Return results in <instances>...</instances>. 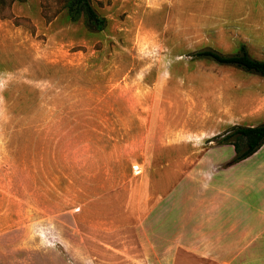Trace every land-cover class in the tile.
Instances as JSON below:
<instances>
[{"label": "rangeland", "instance_id": "1", "mask_svg": "<svg viewBox=\"0 0 264 264\" xmlns=\"http://www.w3.org/2000/svg\"><path fill=\"white\" fill-rule=\"evenodd\" d=\"M90 1L101 31L71 21L66 0H0V216L40 231L27 240L47 252L19 264H220L225 248L178 249L177 215L231 163L236 136H223L264 123L246 120L264 107V77L194 53L244 44L264 60V0ZM261 166L264 150L217 178L239 183L230 192L250 211L264 201ZM187 172L179 211L159 206L146 223Z\"/></svg>", "mask_w": 264, "mask_h": 264}, {"label": "crops", "instance_id": "2", "mask_svg": "<svg viewBox=\"0 0 264 264\" xmlns=\"http://www.w3.org/2000/svg\"><path fill=\"white\" fill-rule=\"evenodd\" d=\"M260 24L264 25V18L258 23V25ZM247 88H249V85H247ZM248 92L249 91H247V93ZM251 95L253 100L256 99V97L259 99L260 96L259 91H254ZM261 101L264 105V100ZM262 108L258 109L256 115H251L250 112H247L246 115L248 116H246V120H256L263 117L264 109ZM259 124L254 123L243 126H256ZM262 150H264V142L256 152L245 159L255 154L257 155ZM245 159H243V161ZM243 161L240 160L235 163H230L220 172H209L207 175V184L203 190L204 193L193 206L190 205V200L186 198L183 214L178 213L177 215V226H186L183 239L179 237L182 241H178V249L198 247L203 249L225 248L224 258L221 261L216 260L220 264H264V201L261 209L250 211L248 197L246 199H240L239 196L230 192V187H239V183L237 185H231L228 183L227 179L222 181L217 179L223 172H227L230 167ZM224 163L227 162L210 161L207 163L199 160L193 164V167L207 168V165L220 167ZM260 169H264V167L261 166ZM190 175L191 172H187L183 175L181 180L178 181L174 188L177 192H170L162 196L156 205L151 204V207L145 214L146 223H149L150 213L155 211L159 206L163 210L168 207H173V209L179 211L182 199L178 191L189 186ZM225 176L227 175L225 174ZM248 179L249 178H247V181ZM241 187H244L243 183ZM146 201H154L153 196ZM8 217L9 215L0 216V264H10V262L19 264L20 261L21 263H25L26 259L31 263L36 254L47 253L38 249L36 250L35 247L39 244V242H37V237L32 236L33 240H31L32 238L27 240L31 233H38L40 231H31L32 226L19 224L16 223V221L12 222ZM197 219L200 220L198 224H200L202 228H208L203 229L205 231L202 235L205 237H203L201 244H197L199 240H190L188 238V232L190 231L188 228L194 225ZM173 221L174 219L170 217V213L163 217L162 231H164V233L169 232L170 225H172L171 229L173 228L175 224V221ZM212 243H219L220 245ZM201 245H203V247Z\"/></svg>", "mask_w": 264, "mask_h": 264}, {"label": "trees", "instance_id": "3", "mask_svg": "<svg viewBox=\"0 0 264 264\" xmlns=\"http://www.w3.org/2000/svg\"><path fill=\"white\" fill-rule=\"evenodd\" d=\"M66 3L67 16L71 21L76 22L82 16L83 23L89 30L101 31L106 27V18L97 13L90 0H66ZM194 56L264 77V60L251 57L244 44L240 45L234 54H222L214 49H204L195 52ZM231 135L236 136V140L231 143L235 151L231 163H235L252 155L263 144L264 123L256 126H233L231 131L223 136L222 141H227Z\"/></svg>", "mask_w": 264, "mask_h": 264}]
</instances>
